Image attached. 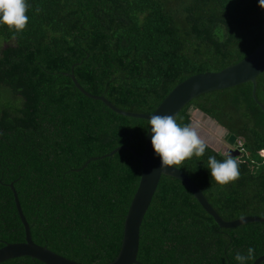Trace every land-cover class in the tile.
<instances>
[{"label":"trees","instance_id":"1","mask_svg":"<svg viewBox=\"0 0 264 264\" xmlns=\"http://www.w3.org/2000/svg\"><path fill=\"white\" fill-rule=\"evenodd\" d=\"M29 22L0 26V247L23 241L8 184L31 241L80 264H107L119 249L135 191L147 122L119 116L80 94L65 76L116 108L150 114L185 78L217 72L264 40L259 0H27ZM37 8L41 9L37 12ZM249 82L208 92L175 118L199 110L241 142L240 177L221 186L209 147L179 166L224 221L264 216V116ZM264 108V71L255 78ZM264 254V224L216 226L187 189L160 176L139 226L140 264H238ZM254 260L247 261L252 264ZM0 264H41L19 257ZM264 264V262L260 263Z\"/></svg>","mask_w":264,"mask_h":264},{"label":"water","instance_id":"2","mask_svg":"<svg viewBox=\"0 0 264 264\" xmlns=\"http://www.w3.org/2000/svg\"><path fill=\"white\" fill-rule=\"evenodd\" d=\"M262 71H264V40L246 57L232 65H229L217 72L198 73L185 78L176 84L165 95L162 101L150 114L120 110L102 96L91 95L83 90V88H81V86L75 80L72 74V68L68 73L64 74L70 79L73 87L84 97L101 102L107 109L119 116L141 119L147 122L143 149L140 155L136 154L131 148L127 146H119L105 155L88 159L82 166L83 168L88 162L93 160L110 157L118 150H125L129 152L135 159L139 161L138 177H141V179L138 178L135 191L130 199L123 219L121 240L118 252L115 258L107 264H140L136 260L139 226L150 204L160 176H166L180 182L191 194L201 209L212 218L216 226L220 229H232L249 223L264 224V216H243L231 221L222 220L208 204L200 190L183 172L177 168L161 169L160 158L155 154L151 146V128L148 124V119H150L152 115H172L175 117L184 105L199 95L231 88L246 82L251 84V98L260 108L264 116V108L257 102L254 96L255 78ZM193 111L201 116L206 125L211 124L213 127H217V132L215 135H213L211 131L207 130V128L203 126L204 131L209 135L217 138L221 132L224 134V129L218 126L215 121L201 113L199 110ZM193 121L195 120L190 115L189 123H192ZM226 140H228L227 142L230 146L224 144V152L232 151L230 153L232 157H239L240 152L234 148L236 138L233 135H229ZM209 148L212 149L211 147ZM220 154L223 155V153ZM8 188L12 194V201L16 215L23 229V241L19 243H7L0 247V263L14 258L28 257L40 262L41 264H80L67 260L49 251L45 247L34 244L31 241L29 228L21 212L12 184H8ZM262 262H264V254L254 259L252 264H260Z\"/></svg>","mask_w":264,"mask_h":264},{"label":"clouds","instance_id":"3","mask_svg":"<svg viewBox=\"0 0 264 264\" xmlns=\"http://www.w3.org/2000/svg\"><path fill=\"white\" fill-rule=\"evenodd\" d=\"M258 6L264 9V0H259ZM29 5L27 0H0V26L7 27L14 33L22 32L28 22L27 15ZM41 9L37 8V12ZM151 128V146L155 154L160 158L161 169L177 168L192 157H202L208 143L200 134L199 122L180 124L172 115H152L148 119ZM224 134L218 136L217 142L230 146ZM232 151H225L224 158L217 160L210 156L207 168L210 170L211 180L224 186L240 177L237 157L230 155ZM140 178L141 177H137ZM255 259V249L249 247L247 254L237 253L235 260L238 264H247V261Z\"/></svg>","mask_w":264,"mask_h":264},{"label":"rangeland","instance_id":"4","mask_svg":"<svg viewBox=\"0 0 264 264\" xmlns=\"http://www.w3.org/2000/svg\"><path fill=\"white\" fill-rule=\"evenodd\" d=\"M4 43L0 41V49L2 47H4ZM190 115L193 117V119L195 121H193L192 123L194 122H199L201 124V131H200V134L203 138L206 139L207 143H208V146L211 147L214 151L218 152V153H224V147L220 145V143L217 142V139L211 135H209L207 132L204 131L203 129V126L205 128H207V130L211 131V133H213V135L216 134L217 132V127H213L211 124L209 125H206L204 122V120H202L201 116L196 114L195 111H191L190 112ZM213 127V128H212ZM205 135V136H204ZM222 135V132L219 134V136Z\"/></svg>","mask_w":264,"mask_h":264},{"label":"built area","instance_id":"5","mask_svg":"<svg viewBox=\"0 0 264 264\" xmlns=\"http://www.w3.org/2000/svg\"><path fill=\"white\" fill-rule=\"evenodd\" d=\"M234 148H236L240 153L242 152L241 142H240L239 139H237V140L235 141V146H234Z\"/></svg>","mask_w":264,"mask_h":264},{"label":"flooded vegetation","instance_id":"6","mask_svg":"<svg viewBox=\"0 0 264 264\" xmlns=\"http://www.w3.org/2000/svg\"><path fill=\"white\" fill-rule=\"evenodd\" d=\"M226 138H227V137H226V136H224V139H225V140H226ZM236 140H237V139H236ZM220 145L224 147V144L220 143Z\"/></svg>","mask_w":264,"mask_h":264}]
</instances>
